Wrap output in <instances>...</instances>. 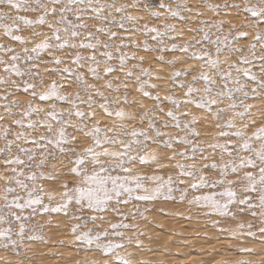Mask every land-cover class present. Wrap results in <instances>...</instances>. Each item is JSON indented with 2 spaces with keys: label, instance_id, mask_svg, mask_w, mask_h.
Segmentation results:
<instances>
[{
  "label": "snow or ice",
  "instance_id": "1",
  "mask_svg": "<svg viewBox=\"0 0 264 264\" xmlns=\"http://www.w3.org/2000/svg\"><path fill=\"white\" fill-rule=\"evenodd\" d=\"M255 100L264 0H0V264H32L52 214L75 264H149L136 221L155 202L236 242L219 264H264L246 258L264 254Z\"/></svg>",
  "mask_w": 264,
  "mask_h": 264
},
{
  "label": "rangeland",
  "instance_id": "2",
  "mask_svg": "<svg viewBox=\"0 0 264 264\" xmlns=\"http://www.w3.org/2000/svg\"><path fill=\"white\" fill-rule=\"evenodd\" d=\"M188 35L191 34H187L185 38H187ZM141 54L146 55L144 53ZM146 58L152 63L154 68L160 67L152 56L146 55ZM167 58H171V54H169ZM145 66L148 65L146 64ZM168 71L170 70L165 67V74ZM160 83L162 88L167 87L164 82ZM250 103L261 106L253 109L254 118L258 121H264V101L255 100L250 101ZM201 130L203 131V129ZM137 203L143 204V202ZM143 206L150 209L146 215L151 223L139 219L136 221L146 233L144 237H141L144 241L145 250L142 253H137L138 259L147 260L149 261V264H219L220 261H233L240 258L232 248L236 242L217 239L221 234L211 227L204 217L198 216V222L197 220L190 222L176 215L167 216L164 214V212H184L185 215H198L195 212L189 213L187 205H179L172 202H155L152 204H144ZM161 209H164V212H161ZM109 218L115 221V217L109 215ZM41 219L46 220L49 219V217H43ZM51 219H53V226L51 228H46L45 232L47 238L52 240L53 243L48 246L39 243L33 245V252L30 253V255L33 256L32 264H75L74 260L69 259V257H76L77 259L83 260L85 254H78L77 248L70 245V241L72 240L70 234V224L72 221L70 218L64 217L62 214H52ZM57 223L60 224L59 229L55 227V224ZM182 224L184 226H180ZM158 225H163V228L158 227ZM103 226L106 227L107 224L105 223ZM221 226L233 227L234 222H225L222 220ZM173 232L183 233V235H172ZM196 232L201 233L200 237L195 235ZM205 233L207 234L206 237L204 235ZM149 237H151V239H149ZM61 239L66 242L63 247L56 243ZM185 239L189 241L187 246L181 243V241ZM249 246L257 249L264 247L260 245L259 242L250 244ZM148 249H153V251L148 252ZM176 252L182 253V255L176 256ZM49 253H62L63 256H52L49 255ZM88 255L91 257L92 254ZM0 256L12 259V257L4 252H0ZM198 256H202L204 259L202 257L198 258ZM246 258L259 261L261 258H264V254H261L260 256H249Z\"/></svg>",
  "mask_w": 264,
  "mask_h": 264
},
{
  "label": "bare ground",
  "instance_id": "3",
  "mask_svg": "<svg viewBox=\"0 0 264 264\" xmlns=\"http://www.w3.org/2000/svg\"><path fill=\"white\" fill-rule=\"evenodd\" d=\"M161 223V222H160ZM164 223V222H163ZM162 223V224H163ZM171 223V222H170ZM166 225V224H165ZM180 226H184L183 224L182 225H180ZM199 229V228H198ZM203 243V242H202ZM222 244V243H221ZM191 249V248H190ZM153 250V249H152ZM149 252V251H148ZM164 253H166V252H164ZM172 253V252H171ZM177 253V252H176ZM179 253V252H178ZM154 254V253H153ZM152 254V255H153ZM152 255H149V256H152ZM168 256H171V255H168ZM177 256V255H176ZM179 256V255H178ZM200 257H202V256H200ZM199 256H198V258H200ZM151 258V257H150ZM165 258V257H164ZM203 258V257H202ZM146 259V258H145ZM161 259V258H160ZM204 259V258H203ZM164 260V259H163ZM171 260V259H170ZM193 260V259H192ZM51 261V260H50ZM197 261V260H196ZM179 263V262H178ZM198 263V262H197Z\"/></svg>",
  "mask_w": 264,
  "mask_h": 264
}]
</instances>
